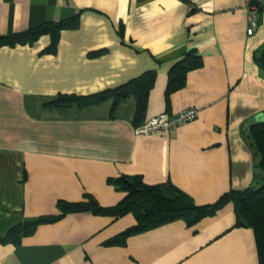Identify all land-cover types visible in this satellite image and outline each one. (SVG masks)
<instances>
[{
	"label": "crops",
	"instance_id": "obj_1",
	"mask_svg": "<svg viewBox=\"0 0 264 264\" xmlns=\"http://www.w3.org/2000/svg\"><path fill=\"white\" fill-rule=\"evenodd\" d=\"M248 0H0V38L44 23L75 22L34 43L0 47V264H260L253 228L237 226L235 205L190 226L183 219L146 231L133 214L72 213L19 243L12 228L59 214L87 196L120 204L109 183L141 176L173 184L198 206L263 181L244 133L264 114V9L247 34ZM195 51L203 65L172 91L170 73ZM155 72L144 122L189 108L198 118L167 133L137 134L136 102L54 108L58 96H92ZM247 135V133H246Z\"/></svg>",
	"mask_w": 264,
	"mask_h": 264
},
{
	"label": "trees",
	"instance_id": "obj_2",
	"mask_svg": "<svg viewBox=\"0 0 264 264\" xmlns=\"http://www.w3.org/2000/svg\"><path fill=\"white\" fill-rule=\"evenodd\" d=\"M75 22L44 23L20 34L0 38V47L3 45L32 44L42 35L52 36L50 52L55 51L60 32L67 27H74ZM256 62L264 70V47L256 53ZM203 59L195 51H190L184 59L177 63L170 73L168 101L172 91L182 89L186 85L188 74L201 67ZM155 72H147L139 78L131 80L116 89L106 90L92 96H58L46 103L54 108L80 109L100 105L106 101H113V111L129 98L136 102L134 123L141 127L144 122L149 93L155 82ZM247 133V135H246ZM244 136L248 138L256 157V167L263 184L259 188H248L244 191L231 190L216 203L208 206H198L194 199L173 184L147 185L141 176H121L109 180L120 191L126 193L125 199L118 205L104 207L92 196H87L81 202L58 203L59 214L43 216L28 220L9 232L4 242L19 243L23 237L33 234L40 225L54 223L64 216L79 212H92L96 215L120 218L133 214L137 225L128 230L146 231L151 228L183 219L190 226H194L205 217L212 216L227 202L235 205L237 226L251 227L257 237L258 255L260 264H264V124L254 125L247 129Z\"/></svg>",
	"mask_w": 264,
	"mask_h": 264
},
{
	"label": "built area",
	"instance_id": "obj_3",
	"mask_svg": "<svg viewBox=\"0 0 264 264\" xmlns=\"http://www.w3.org/2000/svg\"><path fill=\"white\" fill-rule=\"evenodd\" d=\"M264 9V0H248V28L247 34L252 36L259 27L260 13ZM199 111L189 108L177 115L162 114L148 120L143 126L137 128V134L167 133L174 128L194 121L198 118Z\"/></svg>",
	"mask_w": 264,
	"mask_h": 264
},
{
	"label": "water",
	"instance_id": "obj_4",
	"mask_svg": "<svg viewBox=\"0 0 264 264\" xmlns=\"http://www.w3.org/2000/svg\"><path fill=\"white\" fill-rule=\"evenodd\" d=\"M259 124H264V114L263 113H261V114L257 115L256 117L252 118L248 122L247 127L250 128V127H252L254 125H259ZM257 172L263 174L261 172V170H257Z\"/></svg>",
	"mask_w": 264,
	"mask_h": 264
}]
</instances>
